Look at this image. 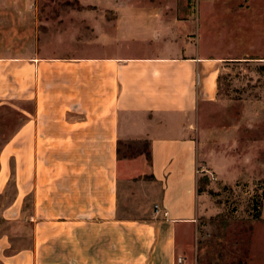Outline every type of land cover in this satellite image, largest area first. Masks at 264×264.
<instances>
[{"label":"crops","instance_id":"1","mask_svg":"<svg viewBox=\"0 0 264 264\" xmlns=\"http://www.w3.org/2000/svg\"><path fill=\"white\" fill-rule=\"evenodd\" d=\"M80 1L91 7L78 16L92 31L70 37L78 54L43 56L33 49L37 38L23 41L22 34L10 44L20 46L18 53H0V67L25 66L34 74L37 112L14 138L23 141L25 132L30 142L32 160L21 172L30 171L36 205L47 211L46 260H39L43 228L35 224L34 245L2 262L175 264L194 227L199 176L212 173L230 184L247 166L234 138L203 124L205 110L221 99L228 63L208 54L212 42L198 41L193 26L185 35L168 22L164 6ZM6 8L0 0L2 48L9 45ZM60 39L67 41L55 35L53 42ZM23 47L31 49L23 54ZM120 141H146L149 155L121 156ZM137 202L146 206L133 214L128 206ZM127 253L136 261H120Z\"/></svg>","mask_w":264,"mask_h":264},{"label":"rangeland","instance_id":"2","mask_svg":"<svg viewBox=\"0 0 264 264\" xmlns=\"http://www.w3.org/2000/svg\"><path fill=\"white\" fill-rule=\"evenodd\" d=\"M124 1L140 6H164L168 22L180 25L185 35L193 26L198 41L212 42L208 54L228 63L220 76L221 99L205 110L203 124L223 128L225 138H234L230 142L239 143L235 154L243 152L247 166L230 184L216 179L212 173L202 172L206 174L199 176L201 200L197 216L181 251L176 253L175 264H264V0ZM3 2L7 6L4 26L9 45L0 47L1 54L4 50L8 56L18 53L15 51L20 46L10 44L21 40L16 38L19 34L23 35V41L26 36H32V40L36 37L38 43L33 49L43 56L78 54V47L71 45L69 39L90 30L78 14L91 7L80 0ZM112 13L107 11L106 17L112 19ZM55 35H66L67 41L61 38L53 42ZM30 49L23 47V54ZM34 81L28 67L8 64L0 67V264L4 255L34 245L35 224L43 228L37 242L39 260L47 257L42 250L47 244L46 206L36 205L38 194L32 190L30 171L21 172V166L30 165L32 160L25 151L30 149V142L26 141L25 132L23 141L16 142L14 138L37 112ZM40 83L45 85L43 81ZM39 112L45 119L46 111ZM119 147L121 156H135L138 151L147 150L146 141H120ZM41 164L45 167V159H41ZM41 176L44 189L39 193L45 196V175ZM145 206L137 202L134 207L130 204L128 210L135 214V209ZM136 258L127 253L126 257L120 256V261Z\"/></svg>","mask_w":264,"mask_h":264},{"label":"trees","instance_id":"3","mask_svg":"<svg viewBox=\"0 0 264 264\" xmlns=\"http://www.w3.org/2000/svg\"><path fill=\"white\" fill-rule=\"evenodd\" d=\"M146 146H148V143L146 142ZM139 153H145L146 154V156H148L149 155V152L147 151V150H144V151H138V154ZM124 157H130V156H133V155H123Z\"/></svg>","mask_w":264,"mask_h":264}]
</instances>
